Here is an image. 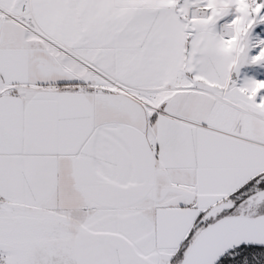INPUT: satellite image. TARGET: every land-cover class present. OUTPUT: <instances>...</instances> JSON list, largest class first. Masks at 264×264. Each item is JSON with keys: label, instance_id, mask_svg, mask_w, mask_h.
Returning a JSON list of instances; mask_svg holds the SVG:
<instances>
[{"label": "snow or ice", "instance_id": "obj_1", "mask_svg": "<svg viewBox=\"0 0 264 264\" xmlns=\"http://www.w3.org/2000/svg\"><path fill=\"white\" fill-rule=\"evenodd\" d=\"M0 264H264V0H0Z\"/></svg>", "mask_w": 264, "mask_h": 264}]
</instances>
